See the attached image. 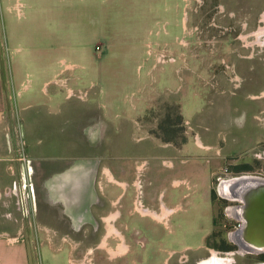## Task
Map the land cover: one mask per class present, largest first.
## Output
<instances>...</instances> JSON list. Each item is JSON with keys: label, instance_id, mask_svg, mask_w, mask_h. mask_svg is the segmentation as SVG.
<instances>
[{"label": "crops", "instance_id": "obj_1", "mask_svg": "<svg viewBox=\"0 0 264 264\" xmlns=\"http://www.w3.org/2000/svg\"><path fill=\"white\" fill-rule=\"evenodd\" d=\"M59 7L55 0H0V33L6 47L4 63L0 58V264H31L29 247H35L34 241L48 248L52 258L66 255L68 264L75 247L107 248L109 253L114 248L115 256L125 243V255L128 220L137 214L160 223L176 219L174 228L179 226L189 212L173 218L180 205L172 202H189L203 184L202 164L212 160L202 162L203 156L184 153L190 133L199 147L213 146L201 140L206 127L195 129L204 124L189 118L200 114L198 106L186 115L181 100L164 96L166 107L178 106L186 140L177 146L157 138L154 122L140 117L142 76L154 68L141 63L137 81L129 80L125 91H115L106 76L123 66L103 61L109 48L96 51L92 42L78 41L92 17L75 14L83 23L74 20L76 25L68 23L65 29L51 14ZM79 134L81 148L101 149L100 156L74 153L81 144ZM126 134L136 143L146 141L139 148L148 149L128 179L115 175L106 162L110 136H118L119 143V136ZM218 173H210V188ZM28 200L33 203L30 211ZM212 229L196 244L173 235L171 241L190 251L182 254V261L213 264L202 254ZM64 247L66 254H54ZM216 260L229 264L227 259Z\"/></svg>", "mask_w": 264, "mask_h": 264}, {"label": "rangeland", "instance_id": "obj_2", "mask_svg": "<svg viewBox=\"0 0 264 264\" xmlns=\"http://www.w3.org/2000/svg\"><path fill=\"white\" fill-rule=\"evenodd\" d=\"M74 1L75 8L63 0H55L60 9L54 8L51 14L65 29L68 23L71 26L83 23L75 19V14L87 12L85 18L92 17L84 38L78 41L92 42L96 51L109 48L103 61L123 66L111 69L106 76L115 91L120 87L123 92L127 81H137V66L141 63L146 61L154 68L152 73L142 76L140 92V117H149L154 122L153 131L165 135L164 124L171 119L178 122L173 126L174 133L183 135L184 125L177 120L174 108L166 107L169 104L165 103L166 96L168 101L181 100L186 115L198 106L200 114H189V118L194 116L193 123L205 125L195 128L199 132L206 127L201 140L219 148H201L194 134H189L184 153L203 156L199 157L202 162L208 157L212 160L202 164L203 184L189 202L173 200V205H180L173 218L189 212L179 226L174 228L176 219L160 223L136 214L127 223L125 240L129 249L124 257L118 256L126 251L125 243L118 246V254L110 260L106 257L114 255V248L107 253L106 248L91 247L86 251L87 248L75 247L69 264H187L182 261V254L190 251L183 249L185 244L171 241L173 235L183 239V243L196 244L213 227L212 232H220V237L227 239L232 221L224 212L225 200L216 193L218 181L244 173L264 175V0ZM0 53L4 63L6 47L1 33ZM82 137L77 135V141H82ZM117 137L110 136L106 162L115 175L128 179L138 159L146 157L148 149L139 148L146 141L136 143L126 134L120 135L117 143ZM81 147L82 143L74 151L77 156L101 154V149L91 151ZM159 153L165 155L163 150ZM244 164L249 171L234 172L235 166ZM212 171L220 173L214 175L210 188ZM167 189L171 190L170 186ZM27 208L29 211L33 208L29 200ZM212 232L206 240L204 255H208L211 263L220 264L216 259L224 257L223 254L210 257L212 251L218 250L213 247ZM34 242L35 247H29L31 264H68L66 255L64 259L52 258L48 248L44 250L38 241ZM174 249L178 251L168 253ZM63 253L66 254L65 247L54 254Z\"/></svg>", "mask_w": 264, "mask_h": 264}, {"label": "water", "instance_id": "obj_3", "mask_svg": "<svg viewBox=\"0 0 264 264\" xmlns=\"http://www.w3.org/2000/svg\"><path fill=\"white\" fill-rule=\"evenodd\" d=\"M219 198L232 204L224 207L237 226L227 231V239L240 255L264 253V176L244 173L222 178L216 186Z\"/></svg>", "mask_w": 264, "mask_h": 264}, {"label": "flooded vegetation", "instance_id": "obj_4", "mask_svg": "<svg viewBox=\"0 0 264 264\" xmlns=\"http://www.w3.org/2000/svg\"><path fill=\"white\" fill-rule=\"evenodd\" d=\"M225 202H226V205L232 204V203H230V202H228L226 200H225ZM229 221H232V223H231V227H228V228H229V230H232V229H234L237 226V223L234 220H231V219ZM223 227L225 228L226 225H224ZM223 241L224 242H222L221 240H218V239H214L213 247H215L218 250L215 251V252L212 251L210 257L216 258V257H220L221 254H223L224 257H220L221 259H225L226 256L227 257L228 256L231 257V259L228 260L229 264H264V253H258V254L246 253V254L240 255V254H238L236 252V246H235V244L232 241H229L228 239H224ZM204 252L205 251H203L202 254ZM107 253H108V250H107ZM127 253H128V251H127ZM125 255H119L118 257H124ZM205 256L208 258V255H205ZM114 257L115 256H112L110 254V256H107L106 258L108 260H110L111 258H114ZM220 258H218V259H220ZM187 262H188V259L186 258V262L185 263H187ZM187 264H193V262H191V263L189 262Z\"/></svg>", "mask_w": 264, "mask_h": 264}, {"label": "trees", "instance_id": "obj_5", "mask_svg": "<svg viewBox=\"0 0 264 264\" xmlns=\"http://www.w3.org/2000/svg\"><path fill=\"white\" fill-rule=\"evenodd\" d=\"M174 108V112L176 114V116L178 117L177 120H181V116L179 117V109H178V106L174 105L173 106ZM172 108V109H173ZM178 123V122H177ZM176 122H174V120H169L168 123L166 122L164 124V132L166 133L165 135H162V134H156V131H153L155 132V136L157 138H159L160 140L162 141H168V142H172L174 145H177L179 146L180 144L184 143L185 140H186V137L185 135H182V134H177V133H174V129H173V126L175 124H177ZM180 123V121H179ZM183 131V130H182ZM180 135V136H178ZM235 173H240V172H244V171H249V167L247 165H239V166H235ZM211 194H214V190H211ZM220 232H212V236H214L213 238L214 239H218V240H221L222 242H224L223 238L220 237ZM207 240H209V236L207 237Z\"/></svg>", "mask_w": 264, "mask_h": 264}]
</instances>
